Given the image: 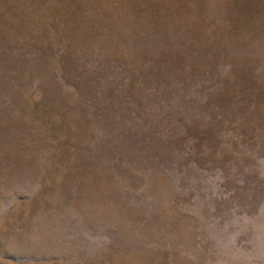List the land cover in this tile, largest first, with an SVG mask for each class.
Wrapping results in <instances>:
<instances>
[{
	"label": "rangeland",
	"instance_id": "rangeland-1",
	"mask_svg": "<svg viewBox=\"0 0 264 264\" xmlns=\"http://www.w3.org/2000/svg\"><path fill=\"white\" fill-rule=\"evenodd\" d=\"M0 264H264V0H0Z\"/></svg>",
	"mask_w": 264,
	"mask_h": 264
}]
</instances>
